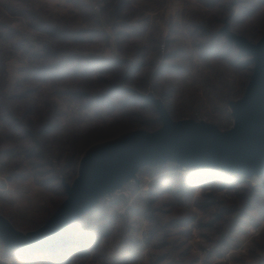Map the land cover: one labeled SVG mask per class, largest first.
I'll use <instances>...</instances> for the list:
<instances>
[{
  "label": "rangeland",
  "instance_id": "obj_1",
  "mask_svg": "<svg viewBox=\"0 0 264 264\" xmlns=\"http://www.w3.org/2000/svg\"><path fill=\"white\" fill-rule=\"evenodd\" d=\"M78 7L83 13L76 14L62 0H0V100L20 127V133H11L0 120V140L7 134L17 147L10 157L0 154V216L30 237L42 232L68 199V189L79 181L80 161L92 147L162 131L168 122L229 133L234 126L230 105L250 94L257 46L264 38V0H132L119 12L112 0ZM56 26L92 32L65 39L46 34L44 27ZM213 32L236 51L206 53ZM95 58L123 62L114 71L95 68L88 75L81 69L62 77L58 70L51 78L37 73L58 63L68 62L72 69ZM126 66L132 68L129 77ZM110 88L120 91L88 107L67 94L94 95ZM249 115V123L240 124L238 131H253L256 137L243 147L216 153L189 145L160 150L140 145L131 155L112 151L100 160L99 172L88 169L91 186L75 200L78 205L91 197L80 213L92 211L102 233L82 256L70 252L71 244L59 250L56 260L49 252L36 253L31 264H185L173 253L164 229L184 214L192 219L181 226L184 234L177 241L194 264H264V214L259 220L256 211L238 217L220 241L236 215L227 211L239 203L233 183L264 190V114L253 107ZM45 124L50 126L44 133ZM35 141L43 160L26 154ZM216 157L233 167L210 168L209 160ZM251 168L257 174L246 176ZM171 175L175 179L167 182ZM52 176L65 177L63 196L36 183ZM0 233V264L27 263L22 255H9L6 234ZM131 256L134 260L125 263Z\"/></svg>",
  "mask_w": 264,
  "mask_h": 264
},
{
  "label": "trees",
  "instance_id": "obj_2",
  "mask_svg": "<svg viewBox=\"0 0 264 264\" xmlns=\"http://www.w3.org/2000/svg\"><path fill=\"white\" fill-rule=\"evenodd\" d=\"M210 3H215L217 0H207ZM129 3V0H112V4L114 5V12H119L124 7H126ZM44 30L46 31V34L52 36V37H60V38H76V35L80 38H85L89 33L92 31L82 29L79 31L70 30L67 27L62 26H56V27H44ZM222 35L218 32H213L210 35V42L209 45L205 49V52L208 54H214V52H217V54L224 50L225 56L227 54H231L232 51H236V47L234 44L230 41L224 40L222 41ZM224 38V37H223ZM225 39V38H224ZM51 50L50 52L47 51V53H52L53 51L49 46H46L47 48ZM175 53V52H174ZM171 52L169 55H166L165 58L169 56H173L174 54ZM242 55L238 52L237 58ZM236 58V57H234ZM67 61V60H66ZM69 61V59H68ZM123 61H109L103 58H95L89 60L87 63H84L83 65L78 63V65H75L70 69L68 67V62L60 65L59 63L56 65H51L46 68L41 67L40 69H37V73H39L40 76L51 78L54 77L57 73V70L60 71V77L65 75L66 73L69 74L71 71H76L77 69H81L84 75H88L89 72L92 69L98 68L100 72L102 71H114L116 68H119L122 66L120 63ZM235 62V61H234ZM233 63V62H232ZM61 66L62 68H58ZM164 68L172 69L175 68L170 65H163ZM132 68L127 67L124 70L125 77H129L131 73ZM39 79V78H38ZM119 92V88H110L105 90L103 93H97L94 95H90L87 92L84 91H73L68 92L67 94L71 95L75 100H78L80 102L84 101V107H88L89 105H96L98 103H102L104 101H107V98L113 96V94H116L115 92ZM3 100V99H2ZM0 100V110L2 109L3 114L0 115V120L4 122L7 125V130H9L11 133H20V127L17 125H14L16 122L12 119V116L7 111L4 100ZM49 124H45L43 126L41 132H46ZM23 134V133H22ZM21 134V135H22ZM36 145L32 147L29 151H26V154L29 158L32 156L35 158H43L44 155L42 151H38L39 148L37 145V141H35ZM0 146L3 147L0 149V154L3 153L7 156H12L13 152L16 151V144L14 141H12L11 137H8L6 134V137L2 140H0ZM38 149V150H37ZM43 160V159H42ZM176 175L169 176L166 181H170L175 179ZM62 181H65V177L61 180L58 179L56 176H52L46 181H36L37 184L41 185L43 188H46L49 191L54 192L58 196H63L65 194L64 188L62 186ZM234 190L236 193V198L238 199L239 203L235 206L229 207L228 213L236 212V215L231 219V223L227 229L226 234L221 235L220 241L226 239V237L230 234V232L233 231L235 225L238 223V217L244 216L246 213L249 212H258L259 218L261 219L264 215V190L258 189V187H250L246 183H240V182H234ZM238 206V207H237ZM92 211H86V213L78 215L69 225L64 227L61 231L58 232V234L51 239L46 245L42 247H38L36 249H27V250H19L15 248L8 247L7 250L9 252V255L15 256V255H22L23 257L27 258V263L25 264H31L33 262L29 261V258H31L36 253H45L49 252L50 257H53V259L60 258L61 254L59 253V250L62 248H67L69 245L73 244L74 249L70 252L80 254L81 256L84 255L85 247L92 243L93 241H96L98 233H102L103 227L96 229L94 225V220L91 219ZM263 215V216H262ZM192 219V215L184 214L180 215L177 218H172L166 224H164L165 234L170 238V241L172 243V251L173 253L176 252L179 256V260L183 262V259L187 260V263L185 264H194L193 257H190L188 253L183 249V243L177 241L178 236H182L184 232L181 230V226L183 224H186L190 222ZM97 230V231H96ZM226 235V236H225ZM78 243L80 245H78ZM78 246V248H77ZM76 247V248H75ZM66 250V249H65ZM65 252V251H64ZM69 252V251H66ZM134 260V256L127 257L124 262L128 263L130 261ZM29 261V262H28ZM184 264V263H183Z\"/></svg>",
  "mask_w": 264,
  "mask_h": 264
},
{
  "label": "water",
  "instance_id": "obj_3",
  "mask_svg": "<svg viewBox=\"0 0 264 264\" xmlns=\"http://www.w3.org/2000/svg\"><path fill=\"white\" fill-rule=\"evenodd\" d=\"M227 36L230 37V34ZM256 57L257 69L255 76L250 82V94L230 105L234 118V126L229 133L221 134L210 131L207 127L199 126L192 128L186 123L175 125L168 122L165 129L162 131L154 133H136L130 137H120L102 143L98 147H92L87 155L80 161L78 183L72 189H68V199L59 207L54 216L43 227L42 232L37 235H32L31 237L29 235L26 236L16 231L6 219L0 216V230L6 234L5 242L7 246L19 250L42 247L53 239L59 231L69 225L81 214L80 212L83 205L91 198L90 197L85 202H80L76 206L70 204L74 196L80 198L83 191L87 190L86 187L89 185L91 186V177H93V175H87L88 169L94 167L93 169L95 170L100 160L102 158H107L112 151L123 153L124 155H131L132 148L140 145H153L158 148V150H160L161 147H184L189 145L194 150L202 147L216 153L235 146L243 147L248 143L253 144V138L256 137V134L252 133L253 131L251 133L245 131L240 132L238 128L240 124L249 123L251 117L249 113L253 107H257V110L264 114V73L262 71L264 66V38L257 46ZM259 141H261V138H259ZM99 157H101L100 160L97 159ZM261 161L264 163V159ZM209 166L216 170H230L233 167L231 161L224 160L222 157L211 158L209 160ZM251 170L252 173L245 174L244 172L242 174L246 176L247 174L249 176L257 174L254 168H251ZM64 188L66 190L68 185L64 184ZM95 192L96 189L92 195Z\"/></svg>",
  "mask_w": 264,
  "mask_h": 264
},
{
  "label": "crops",
  "instance_id": "obj_4",
  "mask_svg": "<svg viewBox=\"0 0 264 264\" xmlns=\"http://www.w3.org/2000/svg\"><path fill=\"white\" fill-rule=\"evenodd\" d=\"M66 0H62L63 4L65 5V7L67 8H70L71 10H73V12H76V14H79V12L81 11L83 13V10L78 7V4L79 5H82V7L86 8L88 3L91 1V0H76L78 4H75L74 2H70V3H67L65 2ZM132 3V0H129V3H128V6ZM85 10V9H84ZM218 173V172H216Z\"/></svg>",
  "mask_w": 264,
  "mask_h": 264
},
{
  "label": "bare ground",
  "instance_id": "obj_5",
  "mask_svg": "<svg viewBox=\"0 0 264 264\" xmlns=\"http://www.w3.org/2000/svg\"><path fill=\"white\" fill-rule=\"evenodd\" d=\"M202 131V130H201ZM98 160H100L101 159V157H99V158H97ZM108 162V161H107ZM110 162V161H109ZM112 164L114 165L115 163L114 162H112ZM111 166V165H110ZM112 167V166H111ZM106 169V168H105ZM96 171H98L99 172V169H98V167L96 166V169H95ZM95 171V172H96ZM97 173V172H96ZM90 191V190H89ZM76 196H74L73 198H72V200L70 201V204H75V200H76ZM76 205V204H75Z\"/></svg>",
  "mask_w": 264,
  "mask_h": 264
},
{
  "label": "built area",
  "instance_id": "obj_6",
  "mask_svg": "<svg viewBox=\"0 0 264 264\" xmlns=\"http://www.w3.org/2000/svg\"><path fill=\"white\" fill-rule=\"evenodd\" d=\"M170 8H171L170 5L167 4V8H166V10L168 9L167 12L170 11ZM160 50H161V51L164 50V45H163V44L160 45Z\"/></svg>",
  "mask_w": 264,
  "mask_h": 264
}]
</instances>
